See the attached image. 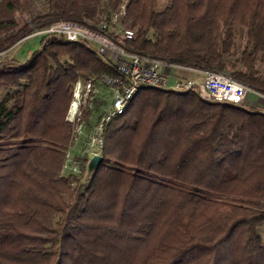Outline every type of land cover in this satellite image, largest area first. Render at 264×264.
Instances as JSON below:
<instances>
[{
    "label": "trees",
    "instance_id": "1",
    "mask_svg": "<svg viewBox=\"0 0 264 264\" xmlns=\"http://www.w3.org/2000/svg\"><path fill=\"white\" fill-rule=\"evenodd\" d=\"M122 3L129 47L264 93V0H0V51ZM104 72L89 42L57 35L0 61V264H264V110L143 87L70 163L75 84Z\"/></svg>",
    "mask_w": 264,
    "mask_h": 264
},
{
    "label": "built area",
    "instance_id": "2",
    "mask_svg": "<svg viewBox=\"0 0 264 264\" xmlns=\"http://www.w3.org/2000/svg\"><path fill=\"white\" fill-rule=\"evenodd\" d=\"M124 12L125 3H122L110 22L100 20L97 23H86L73 19H58L26 36L57 35L69 41L85 40L113 68V72L78 79L75 84L74 99L70 106L73 116L77 114L82 99L95 88L96 82L104 84L111 91V103L93 126L90 147L97 150L102 147L104 131L109 122L126 110L137 91L143 87L174 91L192 90L204 100L230 101L237 104L243 102L249 91L261 94L222 70L193 65L129 47L123 39L132 38L135 32L132 28L122 27L118 23L119 15ZM111 25L116 26L117 36L120 32L121 38L113 33ZM180 71H187L192 75L188 77Z\"/></svg>",
    "mask_w": 264,
    "mask_h": 264
},
{
    "label": "rangeland",
    "instance_id": "3",
    "mask_svg": "<svg viewBox=\"0 0 264 264\" xmlns=\"http://www.w3.org/2000/svg\"><path fill=\"white\" fill-rule=\"evenodd\" d=\"M166 3H167V0H160V6H164ZM25 16H29V13L27 11L25 13ZM122 27H129V26L122 24ZM36 29H41V28H36ZM118 33L119 34L117 37L121 38L120 32ZM24 37H21L18 40H16L14 44L10 46L8 49L4 51H0V61L7 60L13 57V58L18 59L21 62H24L27 58H29L33 54V52L36 49L40 47L41 39L43 35L35 34V35L28 36L26 38ZM180 73L188 77L192 75L191 73L187 71H180ZM80 79L83 80L84 78H80ZM98 85H99V82L98 83L96 82L95 88L92 89L91 92H89V94L82 99V102L78 108V112L74 116L70 112V109H71L70 106L74 99V95L72 97L69 110H68V114H67V119L69 122H71L75 126L74 130L76 133V139H75L74 145L69 151L68 161L72 159V155L74 153H80L81 151L84 150L85 152H87L88 156H91V154L97 151L96 148H92L89 145V140L91 138L92 129H93V126L96 124L99 116L104 112V110L109 105L110 100H111L110 96H107V98H105L106 95L105 93L102 92L104 89H106L105 88L106 86H104V84L99 85V86ZM97 103H100L98 111H95V112L91 111L92 107L96 105ZM242 103L249 108H258V109L264 110V93L259 94V93H254V92L249 91L247 93V97L243 100ZM88 112L89 114H87ZM87 118L90 124L92 125L90 129L86 126V123L88 122ZM96 154H99V153H96Z\"/></svg>",
    "mask_w": 264,
    "mask_h": 264
},
{
    "label": "water",
    "instance_id": "4",
    "mask_svg": "<svg viewBox=\"0 0 264 264\" xmlns=\"http://www.w3.org/2000/svg\"><path fill=\"white\" fill-rule=\"evenodd\" d=\"M101 160L100 154H95L90 160V169H92Z\"/></svg>",
    "mask_w": 264,
    "mask_h": 264
},
{
    "label": "crops",
    "instance_id": "5",
    "mask_svg": "<svg viewBox=\"0 0 264 264\" xmlns=\"http://www.w3.org/2000/svg\"><path fill=\"white\" fill-rule=\"evenodd\" d=\"M99 85H103V84H99ZM99 85H98V86H99ZM104 86H105V85H104ZM105 88H106V89H104V90L102 91V92L105 93V95H106L105 98H107V96H110V97H111V93H110L111 91H110V89H108L107 87H105ZM246 97H247V94H246L245 98H246ZM245 98H244V99H245ZM110 103H111V100H110ZM110 103H109V104H110Z\"/></svg>",
    "mask_w": 264,
    "mask_h": 264
},
{
    "label": "bare ground",
    "instance_id": "6",
    "mask_svg": "<svg viewBox=\"0 0 264 264\" xmlns=\"http://www.w3.org/2000/svg\"><path fill=\"white\" fill-rule=\"evenodd\" d=\"M74 108H75V107H73V110H74ZM73 110H72V111H73Z\"/></svg>",
    "mask_w": 264,
    "mask_h": 264
}]
</instances>
